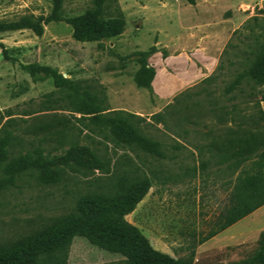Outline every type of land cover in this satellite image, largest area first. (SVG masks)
I'll use <instances>...</instances> for the list:
<instances>
[{"label":"rangeland","instance_id":"374dc122","mask_svg":"<svg viewBox=\"0 0 264 264\" xmlns=\"http://www.w3.org/2000/svg\"><path fill=\"white\" fill-rule=\"evenodd\" d=\"M52 4L0 0V20L46 16ZM92 5L93 0H63L64 18L44 24L40 35L31 29L0 32V127L12 121L6 127L17 138L9 156L24 153L28 142L42 135L34 134L41 125L64 118L65 129H70L60 147L54 141L44 143L46 165L6 172L0 164V245L68 213L82 196L109 191L122 175L148 176L151 187L126 219L152 247L190 264H264L261 233L251 235L264 226V208L254 214L261 217L260 224L255 217L246 218L231 228L235 236L251 235L247 240L199 248L230 201L232 170L216 160L225 151L222 144L232 151L236 142L224 129L241 119L251 128L264 126V102L256 104L257 89L243 81L225 93L249 50L264 41V0H197L194 5L185 0H111L103 14L120 9L126 20L123 32L76 40L69 18ZM151 48L146 62L155 75L149 90L137 86L134 76L142 65L139 53ZM30 63L58 69L73 81V88L58 89L52 78L34 80L24 68ZM213 74L212 81H202ZM89 103L100 109L99 115L124 110L142 117L134 118L138 130L158 142L164 156L117 142L106 127L98 130L90 119L93 114L77 111ZM220 107L231 112L223 122ZM160 111L165 124L151 121ZM72 143L90 146L108 169H87L83 175L62 167L59 180L45 182L42 169L60 170L58 156ZM63 264H125V257L76 236Z\"/></svg>","mask_w":264,"mask_h":264},{"label":"trees","instance_id":"16d2710c","mask_svg":"<svg viewBox=\"0 0 264 264\" xmlns=\"http://www.w3.org/2000/svg\"><path fill=\"white\" fill-rule=\"evenodd\" d=\"M52 1L49 15L25 14L15 19H1L0 32L31 29L37 35L42 34L44 24L64 18L63 0ZM110 1L93 0V5L82 14L69 18L73 27V37L76 40H101L123 32L126 20L120 9L114 15L103 14L106 4ZM185 2L194 5L197 0H185ZM260 13L264 14V7ZM152 52L153 48L139 53L142 65L134 76L137 86L149 90L155 69L147 64L146 57ZM248 54L246 64L229 82L225 93L239 88L245 81L253 90H258L259 97H256L255 102L259 105L264 102V41L258 42ZM24 68L34 80L52 78L58 89L73 88V81L69 77H64L56 68L36 63L26 64ZM39 72L42 74L39 75ZM214 78L213 74L202 81L209 82ZM77 111L82 114H93L90 118L93 120L92 123L100 131H105L106 127L117 142L128 146L138 145L146 151L155 152L160 157L164 156L159 149V143L143 136L138 130L136 125L138 122L134 118L137 121L142 120L139 115L124 110L112 111L108 116L99 115L100 109L94 103H89L88 107L81 104L77 107ZM230 113L227 108L220 107L219 121L223 122L225 116ZM261 118L264 119V116L261 115ZM241 120L234 121L235 126L224 129V135L232 138V141L236 142V147L228 151L229 145L222 144L220 147L223 146L225 151L220 152L216 160V163L226 164L232 170L233 178L229 181L231 184L229 204L218 214L212 228L199 242L221 232L264 204V126L257 125L251 128ZM151 121L165 124L164 113L161 111L153 113ZM11 122L9 120L0 127V131L3 130L0 134V164L4 163L6 172L28 165H46L43 155L46 150L44 143L54 141L60 147L70 131L65 129L64 118L54 124L41 125L34 130V134L41 132L42 135L29 141L24 153L10 157L13 142L17 140L6 127L11 126ZM58 160L60 170L42 169L45 182L59 180L62 167L83 175L87 169H108L106 161L86 144H70L67 150L59 154ZM150 187L151 181L148 176L141 178L133 175L120 176L109 191L82 196L68 213L51 218L33 232L0 245V264H63L67 250L76 236L86 239L102 250L124 256L125 264H190L186 259L174 258L152 247L141 230L126 219V215L135 209ZM260 239L262 245L260 255L263 258L264 231L261 232Z\"/></svg>","mask_w":264,"mask_h":264},{"label":"crops","instance_id":"0c3cea01","mask_svg":"<svg viewBox=\"0 0 264 264\" xmlns=\"http://www.w3.org/2000/svg\"><path fill=\"white\" fill-rule=\"evenodd\" d=\"M264 208V204L262 206H260L259 208H257L256 210H254L253 212H251L250 214L246 215L245 217L241 218L240 220H238L237 222L233 223L232 225L228 226L227 228H225L224 230H222L221 232L215 234L214 236L210 237L209 239L201 242L199 244V248H208V246H223V245H231L233 243H241L245 240H247L248 238H250V236L252 234L257 235L260 234L262 231H264V226H258V228H256V230H254L253 232H251L250 236H245L246 234H238L237 236H235L233 234V232L231 231V228L241 224L246 218H254L255 217V224H260V220L262 221L260 216H256L254 214H256V212L262 210Z\"/></svg>","mask_w":264,"mask_h":264}]
</instances>
